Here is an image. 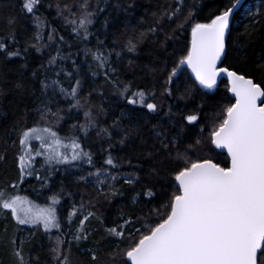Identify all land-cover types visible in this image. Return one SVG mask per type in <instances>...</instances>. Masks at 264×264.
I'll return each mask as SVG.
<instances>
[{"label": "snow or ice", "instance_id": "1", "mask_svg": "<svg viewBox=\"0 0 264 264\" xmlns=\"http://www.w3.org/2000/svg\"><path fill=\"white\" fill-rule=\"evenodd\" d=\"M40 4L41 0L22 3L21 11L32 16L35 27L22 48L9 47L18 44L13 16L5 18L8 37L0 38V57L5 64L13 57L24 61L15 78L0 73V97L6 99L14 92L21 96L19 103L25 108V124L17 123L12 129L17 134L13 145L18 144V175L0 185V242L12 264H79L73 246L79 250L101 229L100 239L92 240L86 249L91 264H264V79L257 80L252 74L264 77V64L246 70L225 66L230 53L239 60L246 48L247 40L241 44L240 37H232L242 0H226L203 21L198 18L201 4L162 0L149 13L151 23L141 18L140 24L147 26L135 30L120 51L117 40L109 47L92 29L102 13L104 29L110 20L119 19L111 15L110 8L134 12L135 0H117L115 4L109 0H56L49 8L55 7V17L63 21L65 30L70 29L67 37L47 18L37 15ZM5 6L0 5V18ZM245 14L250 22L241 36L250 39L264 16V0ZM189 30L190 39L181 54L177 56L174 50L150 69L154 81L159 75L162 83L134 90L133 82L121 79L118 65L123 53H137L145 41L167 52L169 42L178 41ZM101 34L107 38L106 33ZM93 37L96 43L89 46ZM30 51L42 56L47 51V59L30 69ZM81 55L82 60L78 59ZM260 59L264 60V55ZM132 65L129 59L128 67ZM25 70L30 71L31 82L26 81ZM222 75L226 77L223 102L216 103L212 115L201 124L205 100L215 99L213 93L218 91ZM97 77L103 78L104 85L85 94L86 82L95 84ZM109 84L127 105H138L149 114L160 110L159 98L183 100L185 109L174 119L176 114L169 106L167 125L152 124L150 130L140 123L135 109L126 107L108 124L101 117L109 113L91 97L98 87ZM197 93L200 102L189 108ZM29 115L30 126L26 123ZM69 120L72 122L65 130ZM189 125L199 126L191 140ZM93 133L103 157L99 167L91 147L85 146ZM117 149H131V154L122 156ZM216 149L226 150L225 163L211 155ZM6 158L0 155V161ZM140 161L149 165L143 181ZM85 164L94 170L85 171ZM125 165L131 171H123ZM73 168L80 170L75 184L91 187V194L73 192L63 181L58 188L54 186L52 177L57 172L72 175ZM28 178L39 184V188L31 185L38 198L48 193L44 205L21 194L20 185ZM120 180L133 190L140 185L132 197L134 203L143 197H147L141 199L146 205L162 198L146 211L119 209L109 225L101 208L124 195L118 187ZM38 235L47 236L49 242L43 260L38 248L44 245ZM106 239L115 246L104 253ZM101 254L107 256L106 261H101Z\"/></svg>", "mask_w": 264, "mask_h": 264}, {"label": "trees", "instance_id": "2", "mask_svg": "<svg viewBox=\"0 0 264 264\" xmlns=\"http://www.w3.org/2000/svg\"><path fill=\"white\" fill-rule=\"evenodd\" d=\"M254 0H248L243 8L236 14L237 19L234 21V30L232 33V37L235 38L240 37V43L244 44L245 40H247L246 48L241 58L238 60L235 58V53H230V58L228 61H225V66H230L236 69L246 70V69H255L257 65L264 64V60H261L260 57L264 55V16L260 18L261 22L256 26L253 31V35L250 39H247L241 36V33L244 32L245 25L249 24V19L246 15H242L245 6L251 4ZM24 0H0V5H6L3 7V17L0 18V38H7L9 35V30L5 22V18L8 16H13L16 19V23L14 26L16 40L18 44L12 45L9 44V47H20L22 48L35 31L33 18L30 14L21 11V6ZM110 3L115 4L117 0H109ZM162 0H135L137 4V8L134 12H122V11H112L110 8L108 11L111 12L113 17H118V20H110L109 26L107 29L102 27V21L104 19L105 14L102 13L97 20L95 27L92 29L93 32H97L100 35V39L105 40V44L109 47L112 45V41L115 39L118 42L117 51H120L124 45L125 40L129 36L135 35V30L146 27L147 25H141L140 20L144 18L148 23H151L149 13L155 9L156 5L161 3ZM196 2L201 4V11L198 14V18L203 21L204 18L208 16V14L220 7L226 0H187L188 4H192ZM56 0H41V4L38 7L37 15L47 18L54 27L60 30V34L68 36L69 30H65L62 27L63 21L59 18L55 17L56 9L55 7L49 8V5H54ZM261 5V0H257V6L254 10ZM167 27V25H166ZM175 27V25H172ZM99 30V31H97ZM101 33H106L105 35ZM189 39V31L182 33L179 37L178 41L169 42L167 46V52H163L161 49L157 48V46L149 41H145L139 46L137 53H123L124 59L119 62L120 77L124 81H131L134 85V90H143L145 88H151L153 83H162L159 75H157L156 80L153 79V73L150 69L155 66L156 63L162 62L166 56L172 54L175 50L176 55L181 54L184 44ZM96 40L95 37L90 39L89 46L95 45ZM81 47H83L81 45ZM76 49L73 48L72 51ZM54 54V53H53ZM47 51L43 53H36L34 51H30L28 56L29 68H35L38 66L42 60L47 59ZM78 59H83L81 55ZM113 60L116 59L115 55L112 57ZM131 59L133 61V65L131 68L128 67V60ZM24 61L20 57H13L10 62L7 64L4 63L3 57H0V73H7L10 77L15 78L17 75V69H19L20 65L23 64ZM70 63V61H69ZM253 75L256 76L257 80L264 79L259 73L253 72ZM25 79L28 82L30 80V71L25 70L24 72ZM185 80V77L181 78ZM189 85H191V80L186 81ZM11 83V81H9ZM225 81H222L218 85V91L214 92L213 95L215 99L211 97L206 98L205 104L206 107L204 109V114L201 118V124L204 123L206 119H208L212 115V109L216 103H222L223 97L226 94ZM97 85H104V81L102 77L96 78V83L93 84L91 80L86 82L84 93L91 91L93 87H97ZM138 86V87H137ZM102 93V95H100ZM228 95V94H227ZM21 96L15 94L14 92H10L7 98L0 97V155H6V159L0 161V185L5 183L6 181H14L18 175V169L16 167V155L18 150V144L13 145V141L16 140L17 134L12 131L13 126L19 123L20 126L25 124V120L23 118V113L25 111L24 105L20 104L19 101ZM94 104L102 105L105 110L109 113L107 117H101V119H107L108 124H110L113 120L114 116H119L121 108L126 107L127 109H135L137 115L139 116L140 123L145 124L146 127L150 130L152 124L159 123L161 125H167L169 122V116L166 115L169 111V106H171L172 113H175L176 116L174 119H179V112L182 109H185V101L178 100L175 98H159L156 102L161 105L160 110L157 113H147L146 109H140L138 105H127L126 101L121 100L117 95L114 94V89L112 86L106 85L103 87H98L97 91L93 93L91 97ZM200 102V94L197 93L195 101L189 102L188 107H194L196 103ZM27 103V100H25ZM29 108L31 105H28ZM143 113V115H140ZM75 117V113L72 114ZM79 119L81 122L83 121V113L79 114ZM72 120H69L64 128L66 130L67 124L71 123ZM26 123L30 126L32 124L31 115L28 116ZM187 124V121H184ZM102 126H107L102 125ZM191 129V134L189 135V139L195 138V136L199 133V126L193 127L191 125L188 126ZM86 147H91L92 152L94 153V161L96 166L99 167L103 163V157L100 153L99 144L96 141L95 134L85 141ZM117 152L120 155L131 154V149L126 150V152ZM211 155L220 163L226 162V156L222 154H218L213 151ZM133 163H137L135 159H133ZM143 164L144 171L141 172V180L146 179V172L149 167L146 161H140ZM107 167V165H105ZM85 171L94 170L90 169L87 164L83 165ZM72 175H68L64 172H57L53 177L52 181L55 187L58 188L59 183L63 181L65 185L69 186L70 190L76 193H85L91 194L92 188L85 187L84 185H76L75 178L79 174L80 170L73 168L70 169ZM123 171L128 172L131 169L125 165ZM153 183L156 181L153 180ZM31 185H36L39 188V184L32 178H28V182L20 185L21 194L28 195L30 198H34L36 195L33 191ZM118 187L124 193L123 196H117L113 199L111 205L105 204L101 211H104L107 216V224H111V221L119 214V209L123 208L127 212H131L133 210L139 212L141 209L147 210L149 207H153L155 203L158 202L162 197L158 196L157 200L153 201L152 204H144L141 202V199L147 200V197H143L138 199L135 203L132 200V197L135 196L136 191L139 190L140 185H135V190L129 185L124 184L123 180H120L118 183ZM48 193L45 191L43 195L39 198L36 197L39 201H45L44 195ZM79 195L76 196V200H79ZM2 219V216H0ZM93 226L99 227L95 221L92 222ZM139 226V225H138ZM3 229L0 228V234H2ZM103 230L101 229L98 232H94L92 239L86 241L80 245V249L78 250L75 246L72 248V253L74 257H79V264H91L90 255L86 251L88 247L91 246L92 240H99ZM11 234V225H9V235ZM37 240H39L43 245V249H39L42 260L47 254V247L49 246L47 236H37ZM33 244H36V240L33 241ZM115 246L114 242L111 239H106L103 241L102 247L104 249V253L111 251V249ZM27 250V249H26ZM101 261H106L107 256L105 254H101ZM0 264H12V258L5 247L4 243L0 242Z\"/></svg>", "mask_w": 264, "mask_h": 264}, {"label": "water", "instance_id": "3", "mask_svg": "<svg viewBox=\"0 0 264 264\" xmlns=\"http://www.w3.org/2000/svg\"><path fill=\"white\" fill-rule=\"evenodd\" d=\"M247 2V0H242V4L244 5L245 3ZM239 12V10L237 11ZM189 39H190V33H189ZM190 71V70H189ZM222 81H225L226 82V77H224L223 75L221 76V78H219L218 80V85L222 82ZM230 95V94H228ZM218 154H222V155H225L227 157V153H226V150H220V149H216L215 150Z\"/></svg>", "mask_w": 264, "mask_h": 264}, {"label": "rangeland", "instance_id": "4", "mask_svg": "<svg viewBox=\"0 0 264 264\" xmlns=\"http://www.w3.org/2000/svg\"><path fill=\"white\" fill-rule=\"evenodd\" d=\"M257 6V0H254L251 4L245 6L244 11H243V16L246 15L245 13L247 12L248 9L254 10V8ZM36 201L37 204L44 205L45 201Z\"/></svg>", "mask_w": 264, "mask_h": 264}, {"label": "bare ground", "instance_id": "5", "mask_svg": "<svg viewBox=\"0 0 264 264\" xmlns=\"http://www.w3.org/2000/svg\"><path fill=\"white\" fill-rule=\"evenodd\" d=\"M36 197H37V196L35 195L34 198H31V199H32V200H37V201H39Z\"/></svg>", "mask_w": 264, "mask_h": 264}]
</instances>
